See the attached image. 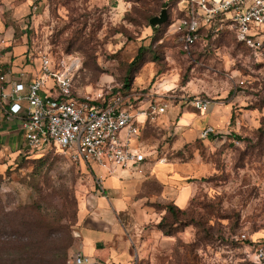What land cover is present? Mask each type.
<instances>
[{
  "label": "rangeland",
  "instance_id": "obj_1",
  "mask_svg": "<svg viewBox=\"0 0 264 264\" xmlns=\"http://www.w3.org/2000/svg\"><path fill=\"white\" fill-rule=\"evenodd\" d=\"M166 1L0 0L1 61L12 70L28 71L25 60L45 52L75 61L77 94H104L143 47L130 83L166 105L143 125V173L116 169L115 179L64 153L24 156L18 131L0 124V221L32 208L54 224L47 242L71 241L66 264L77 252L92 264H253L264 242V60L227 34L184 53ZM162 9L170 26L155 35L148 21ZM194 98L210 102L213 122ZM207 127L216 138L201 137ZM14 232L0 223V241L25 240Z\"/></svg>",
  "mask_w": 264,
  "mask_h": 264
},
{
  "label": "built area",
  "instance_id": "obj_2",
  "mask_svg": "<svg viewBox=\"0 0 264 264\" xmlns=\"http://www.w3.org/2000/svg\"><path fill=\"white\" fill-rule=\"evenodd\" d=\"M182 2L184 7L179 11H184L186 18L177 19L176 29L182 32L184 50L197 41L201 28L217 32L226 26L237 42L264 60V0ZM25 63L28 71H14L2 63L0 55V124L12 125L18 131L24 154L54 151L109 175L116 169L143 173L147 157L139 143L142 126L154 115L164 114L165 104L148 102L147 93L134 105L116 88L104 94H77L75 61H54L45 52L32 54ZM143 103L148 104L143 107ZM191 104L199 113L207 112L210 106L208 100L197 98ZM210 134L216 135L207 127L201 137ZM252 248L253 264H264V242ZM67 263L92 261L77 252Z\"/></svg>",
  "mask_w": 264,
  "mask_h": 264
},
{
  "label": "trees",
  "instance_id": "obj_3",
  "mask_svg": "<svg viewBox=\"0 0 264 264\" xmlns=\"http://www.w3.org/2000/svg\"><path fill=\"white\" fill-rule=\"evenodd\" d=\"M177 3L178 0H167L164 3V6L166 8H174L176 9V17L175 19H184L185 12L184 11H178L177 10ZM151 19V18H150ZM149 22V21H148ZM167 27L170 26L168 24V20L166 23ZM159 31L158 28H152L153 34H157ZM198 39L197 41L188 49L184 50L182 47V51L184 53H189L196 44H198L201 39L203 40H215L216 38H219L222 35H231L233 39L236 41L235 35L232 31H230L226 26L222 27L217 32H204L202 30L198 31ZM238 45H241L242 47H245L242 43H239L236 41ZM143 47L139 48V51L137 52L136 56L133 58V60L130 63V68L127 71V75L123 78L122 83L118 84L116 89L117 91L123 95L126 98H129L130 102L132 104L138 103V101L144 96L146 91L142 90L140 91L137 88H133L131 82L132 76H131V70L135 65L138 63H142V49ZM246 48V47H245ZM247 49V48H246ZM6 51H9L8 47L3 49L1 53H4ZM26 61V60H25ZM9 68V65H5ZM141 96H140V95ZM207 100V99H205ZM217 135L210 134L207 138H216ZM235 138L238 139V137L235 136ZM53 151H48L45 154H43L41 157L52 153ZM29 156V155H24ZM166 212L175 216L178 212L176 211L175 207L172 205L165 206ZM21 212L20 217L15 216L13 219H8L7 216L4 215V219L0 221L2 225V229L10 230L13 229L20 238H25V240L20 241L19 238L13 239L10 241L2 242L0 241V264H66L67 261V251L71 246V241L64 242L62 239H60L59 242H47V236L43 237L45 234L49 233V230L52 229L54 226L53 223H49L46 220L41 219L39 215H33L32 208L24 207L19 209ZM27 216L29 214H32L29 217L25 218L26 212ZM31 219L27 220V219ZM19 219V220H16ZM18 222V223H17ZM158 228L166 235H171L170 232H166L164 230V220L158 224ZM48 231V233H46Z\"/></svg>",
  "mask_w": 264,
  "mask_h": 264
},
{
  "label": "crops",
  "instance_id": "obj_4",
  "mask_svg": "<svg viewBox=\"0 0 264 264\" xmlns=\"http://www.w3.org/2000/svg\"><path fill=\"white\" fill-rule=\"evenodd\" d=\"M210 109V108H209ZM202 116H204V118L205 117H208L209 116V114H208V110H207V112H205V113H200ZM192 118H193V115H188V116H185L184 117V115H182V117L180 118V120H181V122L182 121H184V123L185 122H191L192 121ZM209 118V122H213V120L210 118V117H208ZM208 122V123H209ZM183 123V124H184ZM1 124H2V126H3V124H5V123H2L1 122ZM11 127H12V125H11ZM142 128H143V126H142ZM4 134H6V131H3V127H1L0 128V136H5ZM93 170H94V167H93ZM118 170V172H119V175H118V177H120V176H122V174H124V173H129V171H122V170H120V169H117ZM108 177H111L112 179H115L116 178V176H113L112 174L111 175H109L108 174ZM83 242H85V243H90L91 241L90 240H88V242L84 239V241Z\"/></svg>",
  "mask_w": 264,
  "mask_h": 264
},
{
  "label": "water",
  "instance_id": "obj_5",
  "mask_svg": "<svg viewBox=\"0 0 264 264\" xmlns=\"http://www.w3.org/2000/svg\"><path fill=\"white\" fill-rule=\"evenodd\" d=\"M167 11L166 9H162L158 16H154L151 19H149V26L153 28L160 27L164 23L167 22Z\"/></svg>",
  "mask_w": 264,
  "mask_h": 264
}]
</instances>
